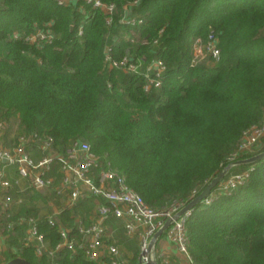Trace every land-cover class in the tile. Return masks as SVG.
Returning <instances> with one entry per match:
<instances>
[{
	"label": "trees",
	"instance_id": "1",
	"mask_svg": "<svg viewBox=\"0 0 264 264\" xmlns=\"http://www.w3.org/2000/svg\"><path fill=\"white\" fill-rule=\"evenodd\" d=\"M102 1L116 5L110 25L86 0H0V121L16 117L17 135L50 137L58 151L85 141L153 208L174 199L188 203L232 161L243 133L264 121V0H137L130 14L141 22L133 25L120 20L123 6L134 0ZM38 29L50 30L52 41L25 40ZM210 32L218 38L219 62L192 65L193 41ZM106 47L114 59L129 54L141 70L162 60L160 87L146 92L143 74L108 67ZM28 149L38 157L35 144ZM263 150L264 137L235 160ZM8 170V193L21 202L0 207L1 227L14 222L4 233L0 264L15 257L34 264H100L79 249L38 256L24 244L29 225L19 218H36L51 249L61 238L47 213L39 212L48 196L15 184L17 175ZM243 172V183L219 189L221 181ZM51 174L58 176L55 163ZM221 181L206 197L211 201L204 198L186 219L193 261L264 264V159L234 166ZM49 197L59 202L53 192ZM94 206L93 199L82 200L60 218L69 227L76 216L89 223ZM107 225L115 243L132 251L127 264H138L136 240L118 219L109 217Z\"/></svg>",
	"mask_w": 264,
	"mask_h": 264
},
{
	"label": "built area",
	"instance_id": "2",
	"mask_svg": "<svg viewBox=\"0 0 264 264\" xmlns=\"http://www.w3.org/2000/svg\"><path fill=\"white\" fill-rule=\"evenodd\" d=\"M93 7L100 8L105 13V22L110 25L116 12L115 3H104L102 0H86ZM60 4H69L71 0H58ZM137 0L128 2L123 6L121 22L133 25L137 20L130 14L131 8ZM82 33L81 27L78 34ZM18 37V33L13 34ZM53 35L50 30L38 29L25 37L29 43L51 42ZM218 38L210 32L205 38L198 37L192 43L191 64L196 65L210 60V65H215L220 60ZM104 62L110 68L121 69L128 73L143 74L144 91L148 92L161 85L165 65L160 59L149 62L144 70L140 69V63L129 54L118 59L111 55L109 47L104 49ZM264 137V121L259 125L251 126L243 133L238 152L229 159L234 161L242 153H250L254 146L259 144ZM6 140L11 141L8 145ZM30 144H35L39 151L38 157H34ZM0 207L8 208L13 202L20 203L21 199L14 200L8 193L11 181L6 178L5 167L14 169L17 178L15 184L23 180L26 188H35L44 196L53 192L58 198V205L54 206L52 213L46 215L47 221L56 225L60 234V242L54 249L48 247L44 234L37 228V219L19 218L20 222H27L28 228L24 240L25 245H31L36 255L47 252L53 253L63 247L71 251L81 250L90 261L100 264H127L120 246L115 243L114 229L107 225L109 217H114L121 222L123 233L136 240L138 247V264H145L149 260L156 264H197L193 261L188 251V234L186 219L190 211L183 213L165 228L150 246L154 233L161 228L168 219H172L187 202L172 200L167 207L157 209L149 206L142 196L128 185L125 178L108 164H104L96 155L88 143L80 139L70 142L64 151H58L52 146L50 137H40L36 134L17 135L16 131L8 137L6 123L0 121ZM57 165V175L51 174L52 165ZM247 172L233 174L219 184V189L227 191L244 182ZM194 196V194L192 195ZM208 196V195H207ZM206 196V197H207ZM205 197V198H206ZM93 199L95 206L88 216L89 223H85L80 216L74 219V227L63 223L60 213L65 208H73L78 202ZM212 198H206L208 204ZM48 203L52 204L50 200ZM14 222L8 221L0 230V251L3 241L13 227ZM75 230L76 235H72ZM104 258H108V263Z\"/></svg>",
	"mask_w": 264,
	"mask_h": 264
},
{
	"label": "water",
	"instance_id": "3",
	"mask_svg": "<svg viewBox=\"0 0 264 264\" xmlns=\"http://www.w3.org/2000/svg\"><path fill=\"white\" fill-rule=\"evenodd\" d=\"M264 159V150L258 152L250 157L241 158L234 161H231L223 168H221L214 177L209 181V183L201 190L195 197H193L187 204H185L174 216L172 219H168L164 225L159 228L153 235L150 246L152 247L155 244L156 239L161 235V233L165 230V228L172 222L173 219H176L178 216L186 213L191 210L195 205L199 204L210 192L211 190L223 179V177L236 165L240 164H253L260 160ZM4 264H34L22 257H15L5 262ZM145 264H156L155 261L149 260Z\"/></svg>",
	"mask_w": 264,
	"mask_h": 264
},
{
	"label": "rangeland",
	"instance_id": "4",
	"mask_svg": "<svg viewBox=\"0 0 264 264\" xmlns=\"http://www.w3.org/2000/svg\"><path fill=\"white\" fill-rule=\"evenodd\" d=\"M200 64H205V65H208V66H211L210 64H211V62H210V60L209 59H207V61H204L203 63H200ZM20 114L18 113L17 114V117L19 116ZM16 117H14V118H12L10 121H9V123L8 124H6V128H7V130H8V137L9 138H11V134H13L15 131H17L18 130V126H17V118L15 119ZM10 168V167H9ZM7 173H9V174H13V175H15V171H14V169H9L8 170V172ZM24 184V181L23 180H21L20 181V185H22V187L25 185H23ZM23 189H25V188H23ZM214 192L216 191V190H213ZM48 200H50L51 202H52V204H50V203H42V202H40V213H43V214H45V213H47V214H50V213H52L53 212V210H54V206H56V205H58V202L56 201H54L53 199H51L49 196H48ZM1 229H3L2 227H1V225H0V230ZM1 233V235L3 234V231H1L0 232ZM119 246H120V248H121V250H122V252L124 253V256L125 257H131L132 256V251L130 250V249H128V247L124 244V243H120L119 244ZM6 248H7V246H6ZM3 250L4 249H2L1 251H0V254H2V252H3Z\"/></svg>",
	"mask_w": 264,
	"mask_h": 264
},
{
	"label": "crops",
	"instance_id": "5",
	"mask_svg": "<svg viewBox=\"0 0 264 264\" xmlns=\"http://www.w3.org/2000/svg\"><path fill=\"white\" fill-rule=\"evenodd\" d=\"M9 169H11V167H10ZM5 246H6V242H5V240H4V241H3V245H2V249H4Z\"/></svg>",
	"mask_w": 264,
	"mask_h": 264
}]
</instances>
